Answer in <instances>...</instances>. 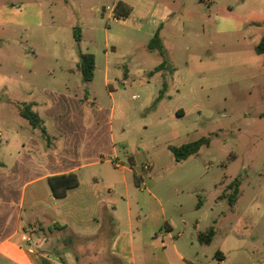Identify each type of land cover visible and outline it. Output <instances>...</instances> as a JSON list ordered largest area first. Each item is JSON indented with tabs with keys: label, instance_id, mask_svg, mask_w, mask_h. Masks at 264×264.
<instances>
[{
	"label": "rangeland",
	"instance_id": "374dc122",
	"mask_svg": "<svg viewBox=\"0 0 264 264\" xmlns=\"http://www.w3.org/2000/svg\"><path fill=\"white\" fill-rule=\"evenodd\" d=\"M150 1L141 0L138 9L122 14L116 0H0V161L8 163L22 152V143L32 131L33 144L45 146L46 135L40 128L33 130L19 114L20 107L31 104L48 127L42 109L54 103L59 113L66 114L67 96H76L88 117L87 139L79 143L98 152L104 161L92 167L98 181L108 182L118 174L105 161L116 157L142 181L136 186L133 174L126 170L127 183L117 185L114 195L128 197L132 204L149 202L153 195L160 199L164 214L155 209L157 220L147 205L148 218L135 207L134 225L145 231L144 240L138 234L136 242L146 245L151 262H157L159 254H152L149 242L159 246L164 240L174 264H184L165 236L168 225L176 249L193 264H264V115H260L264 113V63L253 47V37L264 34V0L187 1L185 5H196L199 13H209L206 25L243 23L238 30L210 33L215 48L203 52L196 48L193 36L185 37L180 29L163 22L167 37L188 42L190 49L163 52L162 60L176 68L175 75L152 69L160 59L157 55L144 58L148 53L144 44L152 38L146 33L151 20L145 7ZM154 1L172 4V0ZM106 5L112 11L104 9ZM113 13L118 21L112 20ZM80 52L95 56L89 81L83 80L78 68ZM198 53L205 64L200 74ZM125 65L129 72L123 84ZM212 79V85L196 86ZM178 107L184 111L181 116L175 115ZM55 133L53 148H58L59 140L73 136L69 131ZM199 138L206 142L185 159H176L168 148ZM26 148L28 155L36 151L28 144ZM144 163L152 166L143 169ZM23 171L25 177L42 172L39 167L24 166ZM87 176L84 169L79 172L82 180ZM234 178L239 180V191L231 205L227 184ZM33 188L35 202L29 199ZM23 190V220L34 222L41 235L48 237L52 232L61 239L54 246L56 251L51 245L42 246L45 252L62 256L69 249L79 264L94 258L93 253L80 252L83 246H77L74 225L66 227L59 219L55 228L51 224L47 181L37 180ZM155 222L159 227H153ZM210 225L215 228L211 243L199 244L196 234ZM153 230L157 234L151 232L148 237ZM220 247L227 256L223 262L215 256Z\"/></svg>",
	"mask_w": 264,
	"mask_h": 264
},
{
	"label": "crops",
	"instance_id": "0c3cea01",
	"mask_svg": "<svg viewBox=\"0 0 264 264\" xmlns=\"http://www.w3.org/2000/svg\"><path fill=\"white\" fill-rule=\"evenodd\" d=\"M116 1H121L130 6V12L138 9V5L141 3V0ZM187 1L189 0H172V4H169L155 3V1L152 0L148 3V6L145 7L146 13H148L147 18L151 20L148 31H145L150 37L158 33L159 41L157 44L160 46L165 45L166 48L162 47L164 53L167 52L166 49L174 51H188L190 49L187 45L188 42L177 43L173 38V40H170L165 34V31L168 29H164L163 22L170 25L171 28L180 29L182 35L185 37L193 36L195 38L194 43L196 48L203 52H210L215 48V40H213L210 33H224L238 30L243 23L241 21L233 25V23L229 21L227 24L224 22L217 24L214 21L212 24L206 25L205 23L208 21L207 16L209 13L205 14V11H203L202 14L199 13L198 9L196 10V5H185ZM201 1L208 2V0ZM173 4H175V6ZM250 33L254 34L252 31ZM262 35L263 33L261 35L257 34L256 39L253 37L254 45L260 40ZM150 40L151 39L144 44L145 49L148 51L146 54L147 56H144V58L148 59V55L152 54L157 55L160 59L152 69L161 74L162 70H168L171 75H175L176 68L174 66L171 68L167 67L159 51L154 47L148 46ZM173 41H175L176 44ZM195 58L201 63L199 66L202 67L198 73H203L205 69L203 56L198 53ZM161 62H163V64L160 69H155ZM171 62H173V59ZM125 66L127 73L124 74L125 80L123 84L128 80L129 72L127 65ZM191 73L193 74L195 71L191 70ZM213 80L214 79L207 82L201 80L196 83V86L198 88H203L205 85H212ZM165 86L167 87L168 83H166ZM66 99L65 101L68 103L66 114L59 113L60 110L57 111L54 103H50L47 108L42 109L47 116L48 127L44 125L45 121L34 111L39 116L41 122L38 127H31L33 130L38 128L44 129V132L41 130V132L46 135L44 147H41V144H33L34 139H32V134L34 131H32V134L26 137L25 143H22V152L18 151L14 159L8 163L0 161V165L3 168L0 174H6L4 175L5 178H0V264H79V260L71 255L69 249L63 250L64 255L62 256L57 254L54 255V253H52L53 251H51V253L45 252L42 246L51 245V248L56 251L54 246L60 244L61 239L55 237L52 232L51 236L48 237H45L44 234L41 235L34 222L26 223L22 217L25 208V191L23 189L30 187V185L37 182V180L47 181V177L50 175L67 172H74L76 174L78 184L69 188L63 197H54L50 190L51 224L55 228L59 219L64 221L66 227L74 225V227L77 228V246H83L80 252L85 254L93 253L94 255L92 260H84V264H91L92 261H95V264H157V262L159 264H174L166 251V243L164 240L160 241L159 246L154 242H149L152 248V254H154L155 251L159 254L157 262H151L150 258L147 257L145 253V244L138 245V242H136V235L138 234L140 238H142V241L144 240L145 231L144 229L141 231L140 228L134 225L136 221L135 207L143 214V218H148L146 217L144 209V204L147 205V209L149 212L152 210V215L155 216L157 220V213H154V211H156L155 209L159 207L160 213L162 215L164 214L160 199L153 195L149 202L139 203L136 201L132 204L128 197H118L114 195L117 185L121 183L126 185L127 183L124 171L128 170L133 174V180L136 186L139 187V183L142 181L141 176L133 168L126 167L116 157L106 159L105 161H109L114 167V171H117L118 174L113 177L111 176L108 182L98 181L97 177L93 174L92 167L104 163V161L98 152L92 149L90 152L84 149L79 143L80 141L82 142L83 139H87L86 131L88 128L84 126L88 121L87 113L83 111L82 105L79 103L81 100L76 96H67ZM59 100L60 98L55 101ZM86 101L91 102L88 98H86ZM174 112L176 116H181L184 111L182 108L178 107ZM260 115H264V113L262 112ZM67 131H69L71 135L73 134L70 140H67L65 137L64 140L58 141L60 142V147H51V140L55 139L57 135L55 132L60 134V132ZM83 133L85 135H82ZM27 144L32 148L36 146V148H33V151H36L32 155H28V152H25L28 151L26 148ZM113 156H116L115 153ZM129 160L130 162H134L132 156L129 157ZM113 162H118L119 165L115 166ZM23 166L26 168L39 167L42 172L37 176L25 177L23 175ZM150 166H152L151 163ZM83 169L85 170V174L88 175L87 180H82L81 177H79V172ZM35 194V188L29 190V199L32 202L37 201ZM72 205H77V207H73ZM35 222L37 225L39 224L38 221ZM77 222L79 224H76ZM85 222L92 223L86 225L84 224ZM159 225L160 224L155 222L153 227L156 228L159 227ZM154 230L150 231L148 237H150L151 232L157 234ZM165 236L169 238V242L177 258L184 264H193L191 259L184 257V255L176 249L175 242L171 239L172 235L168 225ZM63 240L66 241L64 238ZM35 242L42 243L39 246H34L33 243ZM198 243L204 244L199 241ZM68 244L69 243H67V245ZM91 247H93V249ZM139 250H142V254L138 253ZM218 250L223 254V259L219 261L223 262L227 258L225 251H223L221 247ZM195 257L196 256H194V258ZM86 259L88 258L86 257Z\"/></svg>",
	"mask_w": 264,
	"mask_h": 264
},
{
	"label": "trees",
	"instance_id": "16d2710c",
	"mask_svg": "<svg viewBox=\"0 0 264 264\" xmlns=\"http://www.w3.org/2000/svg\"><path fill=\"white\" fill-rule=\"evenodd\" d=\"M116 8L122 14H127L130 11V6L124 4L121 1L116 2ZM158 41H159V36L158 33H156L151 38L148 46L156 48L159 51V53L163 55L162 47L159 44H157ZM254 51L257 54L262 55L263 63H264V34L260 37V40L254 45ZM162 64L163 62H161V64H159L155 69H160ZM78 68L82 74V78L84 81L91 80L95 69L94 55L90 52H80ZM160 97L161 95L155 98L153 105L159 100ZM19 114L23 118H25L32 127H38L40 125L41 121L39 116L34 111L31 110V107L29 105L20 107ZM41 130L42 132H44L43 128ZM205 142L206 140L204 138H199L191 142L183 143L179 146H168V148L171 150L175 158L179 160V159H185L188 156L197 153L200 146ZM47 182L53 196L58 198V197H63L69 188L76 186L78 184V178L74 172H67V173L50 175L47 177ZM238 186H239V180L237 178L232 179L227 184V189L230 191L227 197L231 205L234 204L237 199V195L239 191ZM198 205L199 203L197 204V206ZM214 234H215V228L213 225H210L206 230L199 231L196 234V237L200 243L209 244ZM215 256H217L219 260L223 259V254L219 250L215 252Z\"/></svg>",
	"mask_w": 264,
	"mask_h": 264
},
{
	"label": "built area",
	"instance_id": "2783aa9c",
	"mask_svg": "<svg viewBox=\"0 0 264 264\" xmlns=\"http://www.w3.org/2000/svg\"><path fill=\"white\" fill-rule=\"evenodd\" d=\"M104 9H106V10H111L112 11V7H109V6H105L104 7ZM112 20L113 21H118L119 20V18H118V16H116V14H112ZM114 163V165L115 166H118L119 165V163L118 162H113ZM149 167H150V164L149 163H144L143 165H142V168L143 169H149Z\"/></svg>",
	"mask_w": 264,
	"mask_h": 264
}]
</instances>
